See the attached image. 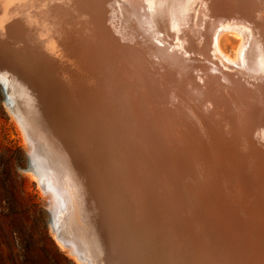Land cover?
Returning a JSON list of instances; mask_svg holds the SVG:
<instances>
[{
    "label": "bare ground",
    "instance_id": "obj_1",
    "mask_svg": "<svg viewBox=\"0 0 264 264\" xmlns=\"http://www.w3.org/2000/svg\"><path fill=\"white\" fill-rule=\"evenodd\" d=\"M6 1L7 0H0V15L3 11H11L9 9V3ZM53 1L57 2V0ZM64 1L61 3L64 4ZM100 1L101 0H96L95 2V0H93V3H95L94 6H97V9H99L98 5L101 4ZM117 1L123 9H126L135 17L133 22L130 20V23H132L131 33H134L132 35L126 33L124 38L120 39V43H117L121 45V49L118 50V52H120L119 55L124 59V63H122V66L120 65L122 67L120 79L125 84L124 87H126V89L124 91L127 92V90H129V96H127L125 100L126 105L124 108L128 109L126 117L128 115L130 119L134 120L133 122H129L133 126L141 127L144 131L148 130V125H142L141 122L137 120L138 117L136 118L134 115V110L138 106V100L135 96L142 98V100L152 99L153 102L145 100V104L149 105L148 107L150 109L156 110H152V112H156L154 114L156 115L155 124L166 134V137L173 140V137L178 136L180 139H183L184 142L191 145L193 144V139L197 136L201 138H197L201 146L209 143V146H207L211 151V158H213V160L211 159V165L213 167L217 168L223 163V155L226 156L227 149L230 151L231 158L233 159L249 158L248 161L251 162L252 160V163H254L256 167L258 178L260 179L257 182L259 183L258 186L261 187V191L257 195L258 198L255 199H257L258 202L260 201L259 203L262 207H259V209L263 208L264 210V56H261L258 52L260 47H264V0ZM81 2L83 3L80 4L86 7L84 0H81ZM54 3L55 2L52 4ZM66 3L65 5H70L69 2L66 1ZM23 4L25 5L24 9L21 7L23 10H19L21 14L18 11L16 12L24 18V27L22 28L19 26L20 22L18 23V18L15 17L8 26L7 36H10V38L12 37V39H10L11 42L16 39L22 40L23 43L26 44V48H22L24 50L29 49L30 56H22L25 51L20 49V44V46H17L18 48H16V46L15 49L11 47L14 58H18L17 60L19 61V63L13 65L15 73L18 77H21L23 84L30 86L29 83H25L26 80L24 81V77L22 76L26 72V75L32 79V82L34 85L36 84L39 91L44 89L45 95L42 94L39 96L41 99L40 106L43 108L45 107L47 110L44 115L41 114V109L29 108L28 110L22 106V117L20 118L23 119L21 120L25 125V130L28 131L27 128H29V126L33 130L38 128V126L41 127L42 119L44 129L42 127V129H40L44 130L45 133L41 131L43 134H41L40 140L43 143V147L45 146L46 149L44 150L45 157L52 158V160L48 162L54 163L57 158L68 157L72 158L74 165L79 166L78 163L80 162V158L75 157L76 154L73 153L75 152L74 149H77V151L85 156H89L88 158H82L86 166L80 169L83 170L84 176L87 179V189L93 194L92 202L95 206H93V209L90 211V215L94 216L98 221V229L96 231L98 242L103 244L107 252L106 257H108L109 264H168L170 261H163V257L162 259L160 258V252L158 250L162 248V245H160L161 236L159 238L158 234L162 231V229L160 230V226H162V228L163 226L165 228L168 226L167 220L165 221V219L167 218L166 215L170 213L168 210L169 208H167L169 205L167 202L169 201L164 204L161 203L162 206L159 205L155 199L156 196L154 197V195H151L148 189L149 186L145 183L146 180L141 176L142 173L139 175L138 170L133 166L134 164L132 165V163H130V151H133L145 162V164L150 166L149 164L153 161L150 154V140L145 139L144 135H142L138 129V132L134 133L128 130V126V129H126L123 125H118L119 121L117 118L114 117L110 119L107 107L109 111L112 110L109 105L114 102V98L112 97L113 94L111 96L112 100L108 99L110 98L109 95L107 99L106 97L102 98V100L96 98L102 95L104 96L106 90L104 89V83L101 77L97 73L98 68L96 61L93 60V53H89L91 51V46L88 48L87 42L82 44L80 41L77 42L72 40L69 44L64 46L66 52L62 50V45L66 42L70 30L74 32L70 34V36L77 34L76 20L74 19L75 21L72 22L70 17H67L69 19L61 18V15L57 17L58 15L56 16L55 14L56 10L53 11L48 8L50 4L48 7L45 6L47 5V3L45 4V0H25ZM62 4L59 2L58 5ZM91 5L90 3V6ZM101 5H103V3ZM114 5L115 4H113V6ZM88 6L89 4L87 3V7ZM103 7L101 8L104 9ZM93 8H95V12L91 10L90 12L97 15L98 13H96V11L98 10L96 7H92V9ZM53 9L55 8L53 7ZM70 9L72 10V8ZM70 9H67V12H69ZM90 12L89 15L92 16ZM103 12L104 11L100 13V16ZM19 14H17V16ZM16 21L18 24L17 26L14 25ZM226 33L235 35L240 41L234 59L225 55L219 46L221 36ZM130 36H132V38ZM131 39H134V41ZM108 41L111 40L107 39V42ZM105 45L107 44L105 43ZM111 46H113V44ZM107 49L109 50V48ZM33 51L37 53L34 54ZM21 57L23 59H20ZM113 60L115 61V59ZM145 62H151L155 67H150L148 70L145 66ZM52 66L54 67V69H52L53 71L43 70ZM35 73L48 77L55 84L57 81L61 83L64 88H60V92L58 93L59 98L54 97L52 92L51 95L45 90L43 87L44 84L38 82L34 78ZM2 75L3 77L4 75L7 76L5 73H2ZM96 75L101 83L97 84L94 78ZM84 76H88L91 81H88V89H86L85 98L83 99L84 102L82 100V106L81 109H79V119L77 123H71L67 117V111H69L68 104L71 103L74 98L80 96V91L82 89L85 91L86 84H81L83 82L81 78ZM108 79L110 80V77ZM9 81L10 79L7 78V82ZM115 82H117V79ZM13 89L15 88L13 87ZM90 92H92L91 95H89ZM175 94L179 95L175 100V109L178 112L175 111L170 104ZM202 97L209 101L210 105L208 108L202 104V102L196 104L201 99L203 101ZM166 104L167 107H164ZM134 106H136L135 109ZM185 108L187 110H185ZM139 109L140 108H138V110ZM207 109L212 110L214 113ZM25 111H30L32 114H26L25 116ZM136 113L139 114L137 109L135 114ZM164 114H166L169 119H172V121H169L170 123L175 121V124L179 126L180 129L178 130V134L170 131V126L163 120ZM151 115H153V113ZM95 116L96 118H94ZM221 116L222 118L219 119ZM37 117H39V119ZM98 117L100 118V124H98L97 131L90 133L88 130L89 124H92L93 121L98 122ZM126 117L124 116V118ZM79 121L83 124L78 129ZM181 126H184V128H181ZM78 135L86 139L84 145H81L77 137ZM31 136L33 135H30V137ZM48 137L53 140V145ZM231 140L233 145L236 146L235 150L230 146L227 148V143L231 142ZM64 142L66 146H68V150L65 147L68 152L60 148V143L64 144ZM121 142L126 143V146L124 145L126 147V154L125 151H122L123 154H121L120 150H118L120 149L118 145H123ZM151 146L155 151V146L153 144ZM202 150V147L198 148L199 152ZM150 158L152 161H150ZM86 159L90 167L87 166ZM230 165L231 167L233 166L232 164ZM226 166H224V168ZM30 171H32L36 177H40L39 173L41 170L34 166L33 163ZM231 171L233 170L231 169ZM147 172L148 171L145 173ZM65 173L67 174L69 171H64V174ZM85 173H87V175ZM113 174L115 179H112ZM116 174L119 176L117 177ZM147 175L148 174H146L145 177H147ZM67 178L70 179L69 175ZM241 178H238L239 183L242 180ZM71 182H69V184ZM210 184H212V182ZM243 188V186H240V190ZM170 192L169 190V192L164 195L166 200L171 199ZM194 195H196L195 192ZM104 204L111 206L106 212L103 210ZM159 207H163V209H159ZM71 213L62 220V233L58 231L54 223L50 221V228L53 232L52 235H54L53 237L58 245L64 248L66 253L77 264H86V260L83 259L84 257H82L81 254L85 255V245L89 244V248L88 246L86 248V250H88L93 241L91 240L87 243V241H85L87 239L82 238L81 235L79 237V235L75 233V229L72 226V222L74 221ZM260 214V218L264 220V212H260ZM59 220L61 219L59 218ZM93 221L94 220H92L91 223ZM255 226L256 227H253V235L263 240L264 227H258L257 224ZM76 232H78V230ZM163 234L167 236L168 230H165ZM167 239L168 238L163 240ZM74 240H77V243H75ZM96 249L99 250L100 248L97 247ZM164 250V252H168L169 249ZM90 254L92 256H90ZM98 255L100 256V254ZM164 255L167 259L169 253ZM89 256L91 258L93 254L90 252ZM205 257L206 256L203 258ZM245 257H248V254ZM253 257L256 258L255 255ZM90 258L88 260H90ZM171 258L173 259V257ZM250 258L251 257H249V259ZM87 264L89 263L87 262Z\"/></svg>",
    "mask_w": 264,
    "mask_h": 264
},
{
    "label": "rangeland",
    "instance_id": "obj_2",
    "mask_svg": "<svg viewBox=\"0 0 264 264\" xmlns=\"http://www.w3.org/2000/svg\"><path fill=\"white\" fill-rule=\"evenodd\" d=\"M7 1L10 5L9 9L12 11V13L11 11L6 10L3 11V13H1L0 15V264H77L66 253V250L58 245L53 237L54 235H52V229L50 228V221H52L56 229L62 233V220H64L66 216L71 212V216L73 217L74 221L72 222V226L75 229V233H77L79 237L81 235L82 238L87 239H84L85 241H87V243H89V241L91 240L94 243H92V245L90 244L91 246L88 250H86V248L87 246L89 248V244H86V248L84 249L85 255L81 254L82 257H84L83 259L86 260V264L87 262L89 264H107L108 262L109 264V261L107 259L108 257H106L107 252L103 244H100V242H98L96 232L98 229V221L94 218V216L90 215V211L93 209V206H95L92 202L93 194L87 189V179L84 176L83 170L80 169L86 166L82 158H88L89 156H85L77 151V149H74L75 152L73 153L76 154L75 157L80 158V162L78 163L79 166L74 165L72 162V158L68 157L60 159L57 158L59 161L57 159L55 161L53 160L54 163L48 162L52 160V158L45 157L44 150L46 149L45 146L43 147V143L40 140L41 134L45 133L44 130H41L43 128L42 119V128L38 126V128L33 130L29 126V128H27V131L25 130L26 128L23 124V119L20 118L22 117V106L28 110L29 108L41 109V114L44 115L45 111L47 110L45 107L43 108L42 106H40L41 99L39 96L42 94L45 95L43 91L44 89H41L39 91L36 84L34 85V83L32 82V79L26 75V72L22 76L24 77V81L26 80L25 83H29L30 86H27V84H23V80L21 79V77H18V75L15 73L13 64H17L19 63V61L17 60L18 58H14L11 47H14L13 49H15V46L16 48H18L17 46L21 45V48H19L23 51V48H26V44L23 43V41L20 39H14L15 41L11 42L10 39H12V37L10 38V36H7V31L10 22L12 21V19H15V17L18 18V23L20 22L23 24L22 25L19 23V26L22 28L24 27V18L20 15V11L24 9L25 5L23 3L25 2V0ZM52 1L53 0H45V4L47 3V5L45 6L48 7L50 4L48 8L53 11L56 10L55 14L56 16L58 15L57 17L61 15V18L63 19H69L67 17H70V20L72 22L76 20L75 24L77 25V34L74 36H70V34L74 33L72 30H70L66 42L62 45V50L66 52L64 46L69 44L72 40H75L77 42L80 41L82 44L87 42L88 48L89 46H91V51L89 53H93V60L96 61L98 68L97 73L101 77L104 83V89L106 90L104 96L102 95L96 98L98 100H102V98L106 97L107 99L108 95L110 96V98H108L109 100H112V97L114 98V102L112 101L113 103L109 105L112 110L109 111L107 107L110 119L114 117L117 118L119 121L118 125H123L126 129L129 128L128 130L134 133H137L138 129L142 133V135H144V138L150 140L151 145L153 144L155 146L154 151L153 147L149 144L151 148L150 154L153 159L152 161L150 158V161H152V163L149 164L150 166L145 164V162H143V160L139 158V156L133 151H130V163H132V165L134 164L133 166L136 167L139 175L142 173V178L147 181H145V183L150 187H148V189L151 195H154V197L156 196L155 199L157 200V203L159 205H161V203L164 204L169 201L167 202V204L169 203L167 208H169L168 210L170 213L166 215L167 218L165 219V221L167 220L166 222L168 226L166 228L163 226L164 229L162 228V226H160V230L162 229V231L160 232V234H158L159 238L161 236L160 245H162V248L158 250L160 252V258L162 259L163 257V261H170L168 264H264V239H258L253 235L254 233H252L253 227H256V224L258 227H264V220L260 218V212L262 213L264 212V210L263 208L259 209V207L262 206L259 203L260 201L258 202V200L255 199L258 198L257 195L261 191V187L258 186L259 183L257 182L260 179L258 178L259 176L257 175V170L254 163H252V160L250 162L248 161L249 158H237V161L236 158H231L230 151H228L227 149L226 156L223 155V163L220 164V166L217 168L213 167L211 165V159L213 160V158H211V151L208 147L209 143L201 146V143L198 142V139L201 138H198L197 136H195V139H193L192 142L193 144L191 145L184 142V140L180 139V137L178 136L173 137L174 139H171L173 141L172 142L166 137V134L159 129V126L155 124L156 115L154 114L156 113V110L152 108L150 109L148 107L149 105L145 104L146 99L142 100V98H138L137 96L135 97L138 100V106L137 108L136 106H134V109L136 108L139 114H135L136 109H133L135 111L134 115L136 118L138 117L137 120L140 121L142 125H148V130L144 131V129L139 126H133L130 122H133L134 120L130 119L128 115L126 117L128 109L124 108L126 105L125 100L127 99V96H129V90H127V92L124 91L126 87H124L125 84L120 79L122 75L121 66L122 63H124V59L119 55L120 52H118V50L121 49V45L117 43H120V39H123L126 33H129L130 35L134 33H131L132 23H130V20L131 22H133V20H135V17L132 16L126 9H123L121 5L118 4L117 0H101L100 2L101 4L103 3L104 7L103 5L99 4V9H97V6H94L95 3H93V0H90L91 2L88 0H84V4L86 5V7L80 4L83 3L81 2V0H57V2L53 1L56 5L52 4ZM58 1L60 2V4H62L61 2L64 1V4H62L63 7L62 5H58ZM66 1L69 2L70 5H65ZM86 2L89 4L88 7ZM89 2L92 4V7H96V9L98 10L96 11V13H98L97 15H94V13L90 12V10L95 12V8L92 9ZM113 4H115L116 6H113ZM52 6L55 9H53ZM60 7L62 8V10ZM101 7H103L104 9H102ZM70 8H72V10ZM67 9H70V11L67 12ZM16 11H18L20 14ZM102 11L106 12L105 14L103 12V14L100 16V13H102ZM89 12L90 14L92 13L93 17L89 15ZM17 14L19 15L17 16ZM14 25H18L17 21L14 22ZM100 35L104 37H101ZM130 37L132 38V36ZM141 37L144 38L143 36ZM107 39L111 41L107 42ZM134 39L131 40L134 41ZM239 42L240 41L238 37L226 33L221 36L219 40V46L225 55H227L231 59H234L236 57V49L238 48ZM105 43L107 45H105ZM112 44L113 46H111ZM107 48H109V50ZM24 51L25 52L22 56L29 57V49ZM33 52L34 54L37 53H35V51ZM258 52L261 56H264V47H260L258 49ZM110 54H112L113 56ZM20 59L23 58L21 57ZM113 59H115V61ZM145 66L148 70L150 67H155L151 62H145ZM52 69H54L53 66L47 67L43 70ZM2 73L7 74V76L4 75L3 77ZM6 77L10 79L11 82H7ZM109 77L110 80L108 79ZM34 78L38 82L44 84V86H42L45 88V90L49 92V94H51L52 92V94H54V97H58L60 88H64L59 81H57L55 84L48 77L41 76L37 73H35ZM94 78L97 81V84L101 83V81L97 78V75ZM81 79H83V82L81 84H86L85 91L82 89L80 91V96L74 98V100L68 104L69 111H67V117L69 118L71 123H77L79 119V109H81L82 100L85 98L86 89H88V81H91L88 76H84ZM116 79L117 82H115ZM13 87L15 89H13ZM119 88H121L123 91ZM91 94L92 92L89 93V95ZM177 96L179 97V95L175 94L172 103H170L171 106H173V109H175V100ZM202 98L203 101L201 99L196 104L202 102V104H204L208 108L210 105L209 101L204 97ZM147 100L153 102L152 99ZM164 107H167V104L164 105ZM138 108L140 109L138 110ZM152 110L155 111L152 112ZM185 110L187 109L185 108ZM207 110L214 113L210 109ZM175 111L177 110L175 109ZM25 112V116L26 114H32L30 111H28L29 113L27 111ZM152 113L154 116L151 115ZM174 114L176 115L175 112ZM124 116L126 118H124ZM37 118L39 119V117ZM94 118H96V116ZM221 118L222 116L219 119ZM163 120L168 126H170V131L176 132L178 134V130L180 128L175 124V121L173 123H170L169 121H172V119H169L166 114L163 115ZM82 124L83 123L79 121L78 129L82 126ZM98 124H100V118L98 122L93 121L92 124H89V132L93 133V131H97ZM181 128H184V126H181ZM157 129L159 130V132ZM41 131H43V133ZM161 131L163 134L161 133ZM30 135L33 136L30 137ZM77 137L81 145H84V141H86V139L80 137L79 135ZM175 138L177 141L175 140ZM50 142L51 144H54L52 139H50ZM64 144L60 143V148L64 149V151H67L68 146H66L65 142ZM122 144L123 145H118V148H120L118 150H120L121 154H123L122 151L126 150V143ZM229 146L234 150L236 149V146L233 145L232 140L231 142L227 143V148H229ZM65 147L67 148V150L65 149ZM197 147H202L203 150L199 152ZM28 162H30L31 165L33 163L34 166L41 170L39 173L40 177H36V175L28 169ZM45 163L48 165H52L48 166ZM86 164L88 167H90L89 163H87V159ZM223 164L224 166H227L224 168ZM230 164H232L233 166L231 167ZM231 169L233 171H231ZM63 170L65 172L68 170L69 173L64 174ZM146 171L148 172L145 173ZM85 174L87 175V173ZM146 174H148L147 177H145ZM68 175L70 179L67 178ZM116 176L118 177L119 175L116 174ZM148 176L151 177L149 178ZM113 178L115 179L114 174L112 175V179ZM238 178L242 179L240 183L238 182ZM68 181L73 182L69 184ZM166 182L168 183V185ZM211 182L212 184H210ZM240 186H243L245 189L243 188L242 190H240ZM169 190L171 191V199L168 198L169 200H166L164 198V195L167 194ZM194 192L196 195H194ZM180 201L183 203H181ZM109 207L111 206L104 204V212H106ZM159 209H163V207H159ZM58 217L61 220H59ZM169 217L173 219H170ZM92 220H94L95 222L93 221L94 223H91ZM76 229L78 230V232H76ZM165 230H168L167 236L163 234V232L165 233ZM171 231L174 232L172 233ZM166 238L168 239L163 240ZM74 241L75 243H77V240ZM97 247L100 249L102 247L103 248L101 250H98L96 249ZM164 249H169L170 251L168 250V252H164ZM90 252L93 254V257L91 258L90 256L92 255L90 254L89 256ZM166 253H169L167 259L164 257V254ZM98 254H100V256ZM247 254L248 257H245L247 256ZM252 255H255L256 258H254ZM204 256L206 257L203 258ZM88 257L90 258V260H88ZM171 257H173V259ZM249 257L251 258L249 259Z\"/></svg>",
    "mask_w": 264,
    "mask_h": 264
},
{
    "label": "water",
    "instance_id": "obj_3",
    "mask_svg": "<svg viewBox=\"0 0 264 264\" xmlns=\"http://www.w3.org/2000/svg\"><path fill=\"white\" fill-rule=\"evenodd\" d=\"M31 167H32L31 163L28 162V169L30 170Z\"/></svg>",
    "mask_w": 264,
    "mask_h": 264
}]
</instances>
